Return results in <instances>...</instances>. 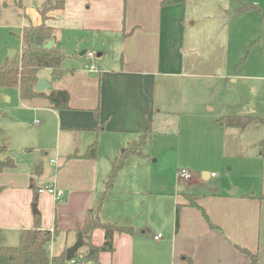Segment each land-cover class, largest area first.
<instances>
[{"label":"crops","instance_id":"obj_1","mask_svg":"<svg viewBox=\"0 0 264 264\" xmlns=\"http://www.w3.org/2000/svg\"><path fill=\"white\" fill-rule=\"evenodd\" d=\"M11 1L16 8L3 11L10 10L7 16L11 18L19 16L21 29L27 20L34 26L41 23L37 9L42 0H21L23 9L15 5L18 0ZM161 1L67 0L63 9L47 20L46 24L55 28L53 45L69 56L62 63L68 73L54 82L49 69L40 70L37 76L50 84L44 93H68L70 109L54 110L43 98L23 100L43 116L42 125L39 120L32 122V136L22 134L0 113V146L6 147L2 159L8 157L15 163L14 169L0 173L2 245H18L20 231L33 227L35 204L42 229L56 228L47 245L53 258L76 243L90 211H95L101 222L132 230L130 234H114L112 249L101 250L96 264H252L238 248L264 264V197H260L264 194V156L251 174L242 172L246 179L243 187L234 183L210 186L208 173L193 178L190 171L189 181L177 176L176 190L170 189V178L159 181L150 176L141 194L129 196L127 202L111 205L104 194L109 160L118 157L120 149L149 124L154 128L166 110L165 100L157 98V93L169 90L163 80L181 75L206 76L189 74L186 70L196 67L188 69L184 56L192 46L186 44L192 43L193 35L209 34L204 23L195 30L203 15V3L190 6L198 0H186L162 7ZM0 4L6 6L3 0ZM215 8L217 16H225L221 5ZM235 31L237 40L246 38L245 24ZM20 50L21 41L20 49L14 50L15 57ZM89 52L95 53L93 59L86 57ZM4 58L9 59L6 55ZM86 63H92L97 71L85 70ZM9 89L0 91L6 101L10 100ZM100 126L102 130H98ZM49 138L55 143L51 144L52 158L46 160L48 154L38 144L45 145ZM95 141L97 150L110 148L113 156L104 160L96 152L94 159L82 158ZM44 160L51 169L48 179L42 178ZM48 186L62 190L63 197L37 193ZM230 187L233 189L228 192ZM187 195L193 196L195 205ZM158 234L162 237L155 239ZM104 242L103 231L95 230L91 243L102 247ZM74 259L77 264L88 262Z\"/></svg>","mask_w":264,"mask_h":264},{"label":"rangeland","instance_id":"obj_2","mask_svg":"<svg viewBox=\"0 0 264 264\" xmlns=\"http://www.w3.org/2000/svg\"><path fill=\"white\" fill-rule=\"evenodd\" d=\"M3 2L6 6L0 4V65L5 62L8 51L20 49L21 34L20 17L11 18L7 16L10 10L3 11L16 7L11 0ZM198 3H203V15L195 30H200L204 23L209 27V34L193 35L192 43L186 44L192 46L185 49L184 56L188 69L196 67L186 70L189 74L206 76L181 75L163 80L169 90L157 93V98L165 100L166 110L151 128V142L142 148L146 156L130 154L119 170L113 187L107 191L106 199L110 198L111 205L141 194L150 176L159 181L170 178L171 190L177 189L176 174L182 169L191 171L193 178L201 177L202 172L208 173L210 186L234 183L243 187L246 179L243 180L242 172L251 174L261 165L264 122L250 124L243 130H224L217 121L224 115L264 119V0H198L190 2V6ZM217 4L222 6L225 16L221 13L217 16ZM240 7H246V12L237 13ZM242 24L246 25V38L237 40L235 29ZM242 58L245 60L241 64ZM8 97L10 100L6 101L0 95V113L11 120L12 126L20 128L22 134L32 136L35 132L32 122L39 120L42 125V114L24 105L15 88L8 90ZM52 143L55 139L50 142L49 138L45 145L38 144L48 154L46 160L52 158ZM97 152L104 160L114 154L106 147ZM43 166L42 178L48 179L51 169L45 160ZM86 252L87 249L80 247L75 258L81 260Z\"/></svg>","mask_w":264,"mask_h":264},{"label":"trees","instance_id":"obj_3","mask_svg":"<svg viewBox=\"0 0 264 264\" xmlns=\"http://www.w3.org/2000/svg\"><path fill=\"white\" fill-rule=\"evenodd\" d=\"M67 0H42L38 7V14L41 23L38 26L32 25L28 20L21 29L19 39L21 41V50L19 57L6 59L0 65V88H15L18 90L21 100H33L36 98H43L49 101L54 110H68L69 95L66 92H59L57 97L55 91L50 93L37 92L35 86L38 82V72L43 69L51 70V80L58 81L63 76L67 75L68 71L62 68L64 60L69 56L61 49H57L54 45L51 48H45L50 41L55 39V28L46 24L47 20L52 17L54 12L63 9ZM186 0H162L161 6L168 7L177 4H184ZM15 5L23 9L21 0L15 2ZM237 13L246 12V7H240L236 10ZM245 58L241 59V64ZM255 120H258L257 122ZM224 129L237 128L243 130L250 124L263 123L264 119L260 120L256 116H221L217 121ZM102 126L98 130H102ZM151 142V128L150 124L147 128L138 135L135 140L127 143L122 153L113 159H110V173L108 180L105 182L107 193L114 185V180L119 170L124 165L127 157L130 154L138 157H145L146 154L142 148ZM6 147L0 146V173L7 169H14L15 163L11 158L2 159L5 154ZM97 152V141H95L87 151L81 156L84 159H94ZM77 157L78 155H72ZM39 193V190L37 191ZM193 196L187 195L190 204L195 205L191 200ZM260 197H264V194ZM103 201L101 199L100 203ZM35 202V201H34ZM100 207V206H99ZM100 229L104 233L105 242L102 247H97L91 243L92 233ZM175 229H178V211L175 216ZM132 232L129 227H122L117 224L103 223L97 216V212L90 211V217L80 236L83 240L82 247L87 248V252L82 257L81 261H88L92 264L98 262V256L101 250L108 247L112 249V238L116 233L130 234ZM56 234V228L52 231L42 229L40 222V215H34V224L30 229H23L20 231L19 243L16 246H4L1 244L0 237V264H66L65 254L58 257H50L48 254L47 245ZM85 239V240H84ZM240 252L251 259L252 264H259L257 258L249 253L247 250L238 248ZM77 255V253H76ZM75 255V257H76Z\"/></svg>","mask_w":264,"mask_h":264},{"label":"built area","instance_id":"obj_4","mask_svg":"<svg viewBox=\"0 0 264 264\" xmlns=\"http://www.w3.org/2000/svg\"><path fill=\"white\" fill-rule=\"evenodd\" d=\"M86 57L88 59H93L95 57V55H94V53L89 52L86 54ZM84 69L87 71H91V72L97 71V68L92 63H86L84 65ZM51 163L54 164L55 162L51 161ZM177 176L183 181H189L192 179V173L188 170H185V169L179 170L177 173ZM39 192H46V193L52 195L55 199H60L63 197V191L62 190L56 189V188H53L50 186L45 187L44 189H41ZM161 237H162V235L158 234L154 238L159 239ZM66 264H77V261L75 259H72L70 261H67Z\"/></svg>","mask_w":264,"mask_h":264},{"label":"water","instance_id":"obj_5","mask_svg":"<svg viewBox=\"0 0 264 264\" xmlns=\"http://www.w3.org/2000/svg\"><path fill=\"white\" fill-rule=\"evenodd\" d=\"M52 46H53V41H50L46 45H44V47L47 48V49L51 48ZM15 56H16L15 51H8L7 57L9 59L15 58ZM49 89H50V84L48 83V81L46 79H39L37 84H36V86H35V90L37 92H43V91H46V90H49ZM57 96H59V93H57ZM32 213L33 214H37V210H36V205L35 204L32 206ZM82 243H83V240H82V238L80 236L78 238V240L76 241V243L71 248H69L66 251V253H65L66 261H70V260L75 258L77 250L80 247H82Z\"/></svg>","mask_w":264,"mask_h":264}]
</instances>
